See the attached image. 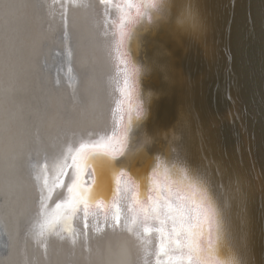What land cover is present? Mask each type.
I'll use <instances>...</instances> for the list:
<instances>
[{"label": "bare ground", "instance_id": "obj_1", "mask_svg": "<svg viewBox=\"0 0 264 264\" xmlns=\"http://www.w3.org/2000/svg\"><path fill=\"white\" fill-rule=\"evenodd\" d=\"M172 3L0 0V264H168L181 258L179 252L166 256L160 251L159 224L155 218L145 220L140 211L156 200L157 189L170 188L173 205L187 196L179 187L182 177L197 181L194 193L202 191L197 167L191 172L183 166L181 178L175 175L176 160L190 153L181 128L163 133L172 157L156 154L143 189L121 173L109 197L106 190L92 202L78 190L92 188L93 168H85L84 161L93 145L108 146L116 158L112 172L150 153L155 135L147 132L146 121L159 94L143 90L152 74L144 48L152 32L170 31ZM182 3L175 26L184 32L190 25L195 31L200 28L197 11L185 6L187 0ZM185 117L188 129L193 120ZM197 133H202L200 126ZM180 142V148L173 145ZM82 144L87 146L83 150ZM201 170L214 180L209 170ZM142 191L145 198L137 199ZM78 200L66 225L41 234L45 214L63 213ZM190 211L195 216L197 209ZM133 219L140 227L129 232ZM145 226L152 229L148 235ZM167 227L170 231L171 221ZM231 236L210 241L211 258L220 264L244 261L240 255L221 257L237 239Z\"/></svg>", "mask_w": 264, "mask_h": 264}, {"label": "water", "instance_id": "obj_2", "mask_svg": "<svg viewBox=\"0 0 264 264\" xmlns=\"http://www.w3.org/2000/svg\"><path fill=\"white\" fill-rule=\"evenodd\" d=\"M187 1L185 6L197 11L200 28L193 31L189 25L183 32L175 26L184 0H173L170 31L152 32L145 43L152 74L143 90L159 94L151 101L146 121L155 140L149 154L142 153L121 168L141 181L143 189L156 154L172 157L163 133L181 128L190 153L176 160L174 171L182 174L183 166L191 172L198 169L204 179L202 166L209 170L214 180L210 176L205 180L232 221L237 239L221 257L240 255L246 264H264V0ZM133 54L134 58L140 54L135 47ZM185 116L193 120L188 129ZM173 145L180 148L182 143ZM236 176L243 178V184L236 183ZM221 185L234 193H226ZM112 193L111 188L105 197Z\"/></svg>", "mask_w": 264, "mask_h": 264}, {"label": "snow or ice", "instance_id": "obj_3", "mask_svg": "<svg viewBox=\"0 0 264 264\" xmlns=\"http://www.w3.org/2000/svg\"><path fill=\"white\" fill-rule=\"evenodd\" d=\"M86 147V145L82 144L81 150ZM92 149L86 153L87 158L84 161L85 168L89 165L93 168L95 179L92 188L79 187L78 190L81 198L87 197L88 200L95 202L98 197L102 196L96 195L97 193L110 190L113 187L116 176L121 173L130 175V173L124 168L115 172L110 170V163L116 158L107 145H93ZM124 154L122 152L121 156ZM194 174L199 175L198 172ZM175 175L180 176L181 172L175 171ZM235 180L237 184H243L242 177L236 176ZM137 182L142 183L138 180ZM195 182L197 181L190 180L188 177L181 178L179 187L182 191L187 192V196L180 198L175 205L171 203L173 198L171 189L164 188L157 189L156 200L140 209L145 220L155 218L159 224V227L155 230L161 239L160 251L166 256L169 255L170 250L182 254L178 261L169 259L168 264H220L218 260L211 258L214 253L211 251L213 245L210 241L213 237L219 240L221 237H230L232 235L233 225L231 218L226 209L217 204L211 185L201 179L199 186L202 191L194 193L191 189L192 184ZM71 191L72 189L69 188V192ZM139 198H145L143 191L139 193L137 199ZM79 203H81L80 200L76 201L71 209H65L63 213H55L52 216L45 214V222L41 225V234L53 232L58 226L66 225L69 218L68 212L75 211ZM60 207V204L56 205L57 209H60ZM193 207L197 209L195 216L190 211ZM168 221H171L172 225L170 231L167 227ZM245 223L246 221L242 216L241 224ZM139 227L140 223L133 219L132 223L128 225V230L132 232L134 228ZM68 231L71 232L72 230L68 229ZM143 231L145 235H148L152 229L145 226ZM206 255L209 257L208 259H205ZM227 264H246V262L232 259L227 261Z\"/></svg>", "mask_w": 264, "mask_h": 264}]
</instances>
